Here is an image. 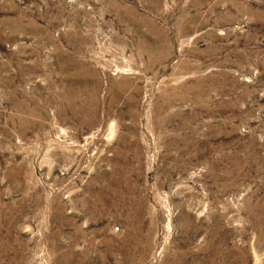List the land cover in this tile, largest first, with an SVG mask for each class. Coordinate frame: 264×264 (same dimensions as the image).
<instances>
[{
  "label": "rangeland",
  "instance_id": "374dc122",
  "mask_svg": "<svg viewBox=\"0 0 264 264\" xmlns=\"http://www.w3.org/2000/svg\"><path fill=\"white\" fill-rule=\"evenodd\" d=\"M0 264H264V0H0Z\"/></svg>",
  "mask_w": 264,
  "mask_h": 264
}]
</instances>
